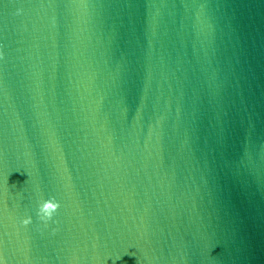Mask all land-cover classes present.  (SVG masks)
I'll return each instance as SVG.
<instances>
[{
  "label": "water",
  "instance_id": "water-1",
  "mask_svg": "<svg viewBox=\"0 0 264 264\" xmlns=\"http://www.w3.org/2000/svg\"><path fill=\"white\" fill-rule=\"evenodd\" d=\"M0 264H264V0H0Z\"/></svg>",
  "mask_w": 264,
  "mask_h": 264
},
{
  "label": "clouds",
  "instance_id": "clouds-1",
  "mask_svg": "<svg viewBox=\"0 0 264 264\" xmlns=\"http://www.w3.org/2000/svg\"><path fill=\"white\" fill-rule=\"evenodd\" d=\"M49 207L50 206L43 203L38 206V214L41 215L42 222H46L51 219V212L48 210ZM21 223L27 224L29 223V219L25 218L21 220Z\"/></svg>",
  "mask_w": 264,
  "mask_h": 264
}]
</instances>
